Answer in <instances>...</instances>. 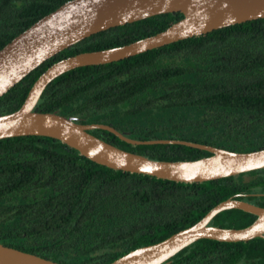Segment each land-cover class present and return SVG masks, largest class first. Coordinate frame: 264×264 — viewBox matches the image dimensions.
<instances>
[{
    "label": "trees",
    "instance_id": "trees-1",
    "mask_svg": "<svg viewBox=\"0 0 264 264\" xmlns=\"http://www.w3.org/2000/svg\"><path fill=\"white\" fill-rule=\"evenodd\" d=\"M63 1L0 0V47ZM181 15H148L60 49L0 95V114L16 109L55 60L152 34ZM32 109L106 123L136 139H186L236 151L264 147V17L70 68L43 87ZM87 131L150 158L210 154L180 143H131L100 127ZM226 197L263 206L264 166L184 182L99 164L47 135L0 138V243L54 261L107 263L193 223ZM254 217L226 208L208 223L242 227ZM158 264H264V236L198 238Z\"/></svg>",
    "mask_w": 264,
    "mask_h": 264
},
{
    "label": "water",
    "instance_id": "water-1",
    "mask_svg": "<svg viewBox=\"0 0 264 264\" xmlns=\"http://www.w3.org/2000/svg\"><path fill=\"white\" fill-rule=\"evenodd\" d=\"M171 11H180L182 15L157 32L120 45L76 52L49 64L34 79L20 105L0 114V138L47 135L99 164L184 182L203 181L264 166V147L236 151L186 139H136L106 123H81L59 113L32 109L43 87L65 70L118 60L214 28L264 17V0H65L0 47V95L41 61L91 33ZM90 127L108 129L131 143H180L206 149L210 154L193 159L150 158L104 141L88 132ZM226 208H239L255 217L242 227L208 223L215 213ZM254 236H264V205L226 197L193 223L161 240L132 248L104 264H158L198 238L236 241ZM0 264L66 263L0 243Z\"/></svg>",
    "mask_w": 264,
    "mask_h": 264
}]
</instances>
